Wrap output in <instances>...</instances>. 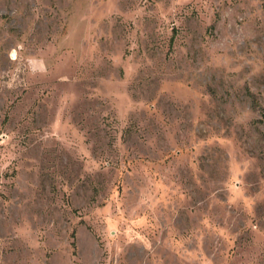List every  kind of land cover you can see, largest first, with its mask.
I'll list each match as a JSON object with an SVG mask.
<instances>
[{"label": "rangeland", "instance_id": "rangeland-1", "mask_svg": "<svg viewBox=\"0 0 264 264\" xmlns=\"http://www.w3.org/2000/svg\"><path fill=\"white\" fill-rule=\"evenodd\" d=\"M0 264H264V0H0Z\"/></svg>", "mask_w": 264, "mask_h": 264}]
</instances>
